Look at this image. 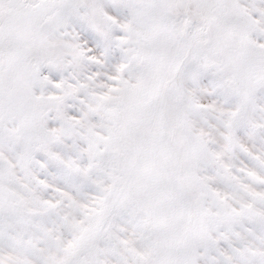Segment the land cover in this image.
Returning <instances> with one entry per match:
<instances>
[{
  "label": "snow or ice",
  "instance_id": "1",
  "mask_svg": "<svg viewBox=\"0 0 264 264\" xmlns=\"http://www.w3.org/2000/svg\"><path fill=\"white\" fill-rule=\"evenodd\" d=\"M0 264H264V0H0Z\"/></svg>",
  "mask_w": 264,
  "mask_h": 264
}]
</instances>
